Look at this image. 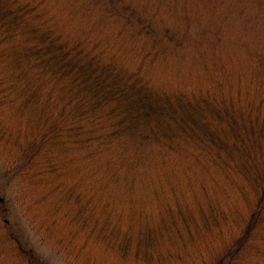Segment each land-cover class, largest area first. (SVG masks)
<instances>
[{
	"label": "trees",
	"instance_id": "16d2710c",
	"mask_svg": "<svg viewBox=\"0 0 264 264\" xmlns=\"http://www.w3.org/2000/svg\"><path fill=\"white\" fill-rule=\"evenodd\" d=\"M264 264V0H0V264Z\"/></svg>",
	"mask_w": 264,
	"mask_h": 264
},
{
	"label": "rangeland",
	"instance_id": "374dc122",
	"mask_svg": "<svg viewBox=\"0 0 264 264\" xmlns=\"http://www.w3.org/2000/svg\"><path fill=\"white\" fill-rule=\"evenodd\" d=\"M13 223L19 233L27 239L28 245L33 248L41 259L48 264H73L62 258L58 253L52 250L47 244L43 243L40 238L27 226L26 222L19 214L17 205L13 204Z\"/></svg>",
	"mask_w": 264,
	"mask_h": 264
}]
</instances>
